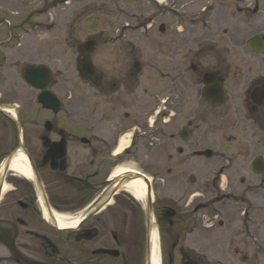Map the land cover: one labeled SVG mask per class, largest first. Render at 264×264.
I'll list each match as a JSON object with an SVG mask.
<instances>
[{"label":"flooded vegetation","instance_id":"obj_1","mask_svg":"<svg viewBox=\"0 0 264 264\" xmlns=\"http://www.w3.org/2000/svg\"><path fill=\"white\" fill-rule=\"evenodd\" d=\"M69 1L34 0L23 19L24 0H0V264H263L264 46L248 80L214 28L241 39L252 8L264 41V0H160L162 61L140 62L130 40L119 52V36L87 39L78 96L37 47L22 53ZM30 65L47 68L44 87L23 80ZM237 124L243 149L215 154L216 131Z\"/></svg>","mask_w":264,"mask_h":264},{"label":"rangeland","instance_id":"obj_2","mask_svg":"<svg viewBox=\"0 0 264 264\" xmlns=\"http://www.w3.org/2000/svg\"><path fill=\"white\" fill-rule=\"evenodd\" d=\"M70 2H57L55 10L49 16L48 24L46 23L47 18L45 16L40 19V26L47 28L53 25V32L49 34L42 33L44 28L40 27L37 36L32 33L28 35L24 34L25 39L22 53L26 56L37 47V60L39 62L47 63V66L53 73L57 69H62V71L66 70L63 72L64 74H71V83L77 96L81 84L77 70L80 55L78 46L85 43L87 39H100V37H103L104 40L109 37L119 36V44H117V46H120L119 52H129L125 41L130 40L134 43V52L137 58L141 59L140 62L151 61L144 60V54L156 62L162 61L161 56L165 50L163 44L154 42L155 40L158 41L159 38L162 39V33L158 31V26L163 21L161 11L163 2L160 0H72ZM24 3L28 5L24 7L23 19L26 18V13H29L35 5L34 0H24ZM251 9L247 12V25L245 26V31L241 39L235 40L233 34H227L230 38L223 37L226 31L231 30L230 28H214L215 36H218L216 38V46L222 51L232 53V67H237L238 73L245 75L248 80H251L254 75L259 73L260 63L256 61L255 55L247 50L246 41L259 30L262 31V27L258 23L260 13L253 12V9ZM144 24L146 26L142 27ZM150 24L153 26L150 27ZM183 29H185V34H188V28L184 27ZM201 32L202 29L197 28L192 31L191 35L197 36ZM261 33L264 35V28ZM155 37L158 39H154ZM96 50V47H94L92 52H96ZM139 52L143 54L142 58ZM23 62L27 61L23 60ZM233 76L234 71L232 70L229 76V83L232 90L235 91L233 94H239L245 81L237 80L236 78L235 81ZM237 77L239 78L238 75ZM231 105H233L232 100L228 106ZM217 122H222V119H217ZM235 128L233 130H225V133L224 130L216 131L214 137L215 148L213 147L215 154L219 155L220 152L229 153L234 152L236 149H243L242 145H244V140L240 136L242 133L241 125L237 124ZM223 133L226 135L233 134L235 141H226L228 137L224 136ZM235 157L239 159V156ZM219 160L220 157L217 160L215 157L209 163L218 165ZM154 163H156V160ZM238 163H241V159ZM198 166L200 170L197 169V171L203 176L202 170L205 168L203 163L200 162ZM181 187L182 185H178L176 188L166 191L160 184H156V188H154L156 195L166 193L168 195H178ZM198 252L200 255H205L207 259H211L214 256L212 252L211 254L201 251Z\"/></svg>","mask_w":264,"mask_h":264},{"label":"water","instance_id":"obj_3","mask_svg":"<svg viewBox=\"0 0 264 264\" xmlns=\"http://www.w3.org/2000/svg\"><path fill=\"white\" fill-rule=\"evenodd\" d=\"M247 46L250 50H252L254 52H260L263 48V41L261 40L260 36L256 35V36L252 37L251 39H249ZM23 78H24L25 82H27L31 86L35 85V86L43 87V86H45L44 84L37 85L35 82H36L37 78H42V79L47 80L48 79V71L45 67L29 66V67L25 68L24 73H23Z\"/></svg>","mask_w":264,"mask_h":264},{"label":"bare ground","instance_id":"obj_4","mask_svg":"<svg viewBox=\"0 0 264 264\" xmlns=\"http://www.w3.org/2000/svg\"><path fill=\"white\" fill-rule=\"evenodd\" d=\"M19 169L22 171L23 174L29 176V172H28L27 168L24 167V168H19Z\"/></svg>","mask_w":264,"mask_h":264}]
</instances>
